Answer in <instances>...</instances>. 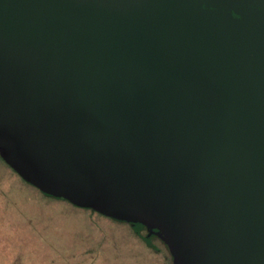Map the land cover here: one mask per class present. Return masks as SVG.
Wrapping results in <instances>:
<instances>
[{"label": "water", "instance_id": "95a60500", "mask_svg": "<svg viewBox=\"0 0 264 264\" xmlns=\"http://www.w3.org/2000/svg\"><path fill=\"white\" fill-rule=\"evenodd\" d=\"M0 159L171 264H264V0H0Z\"/></svg>", "mask_w": 264, "mask_h": 264}, {"label": "rangeland", "instance_id": "374dc122", "mask_svg": "<svg viewBox=\"0 0 264 264\" xmlns=\"http://www.w3.org/2000/svg\"><path fill=\"white\" fill-rule=\"evenodd\" d=\"M153 244L161 252L128 224L43 196L0 159V264H171Z\"/></svg>", "mask_w": 264, "mask_h": 264}, {"label": "trees", "instance_id": "16d2710c", "mask_svg": "<svg viewBox=\"0 0 264 264\" xmlns=\"http://www.w3.org/2000/svg\"><path fill=\"white\" fill-rule=\"evenodd\" d=\"M3 162V161H2ZM4 163V162H3ZM5 164V163H4ZM6 165V164H5ZM7 166V165H6ZM8 167V166H7ZM11 170V169H10ZM12 171V170H11ZM13 172V171H12ZM14 173V172H13ZM15 174V173H14ZM145 232H142V234H144ZM155 243V242H154ZM150 249V248H149ZM150 250H152V249H150ZM153 251H155V252H161V250L159 251V250H153Z\"/></svg>", "mask_w": 264, "mask_h": 264}]
</instances>
